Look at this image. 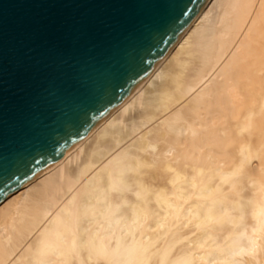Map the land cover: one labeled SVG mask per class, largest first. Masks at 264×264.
I'll return each mask as SVG.
<instances>
[{
    "label": "bare ground",
    "instance_id": "1",
    "mask_svg": "<svg viewBox=\"0 0 264 264\" xmlns=\"http://www.w3.org/2000/svg\"><path fill=\"white\" fill-rule=\"evenodd\" d=\"M0 264H264V0H206L119 107L1 201Z\"/></svg>",
    "mask_w": 264,
    "mask_h": 264
},
{
    "label": "water",
    "instance_id": "2",
    "mask_svg": "<svg viewBox=\"0 0 264 264\" xmlns=\"http://www.w3.org/2000/svg\"><path fill=\"white\" fill-rule=\"evenodd\" d=\"M206 0H0V202L143 82Z\"/></svg>",
    "mask_w": 264,
    "mask_h": 264
}]
</instances>
